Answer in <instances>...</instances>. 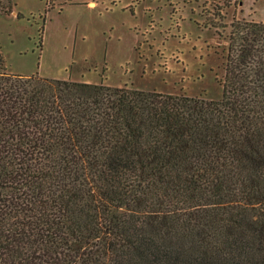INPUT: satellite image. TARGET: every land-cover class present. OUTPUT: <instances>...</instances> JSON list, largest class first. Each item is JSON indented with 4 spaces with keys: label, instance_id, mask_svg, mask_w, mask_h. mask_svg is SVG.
Returning a JSON list of instances; mask_svg holds the SVG:
<instances>
[{
    "label": "trees",
    "instance_id": "1",
    "mask_svg": "<svg viewBox=\"0 0 264 264\" xmlns=\"http://www.w3.org/2000/svg\"><path fill=\"white\" fill-rule=\"evenodd\" d=\"M5 64L0 264H264V23L229 24L219 101Z\"/></svg>",
    "mask_w": 264,
    "mask_h": 264
},
{
    "label": "rangeland",
    "instance_id": "2",
    "mask_svg": "<svg viewBox=\"0 0 264 264\" xmlns=\"http://www.w3.org/2000/svg\"><path fill=\"white\" fill-rule=\"evenodd\" d=\"M12 2L0 15L10 73L208 101L222 98L229 24L264 23V0Z\"/></svg>",
    "mask_w": 264,
    "mask_h": 264
}]
</instances>
